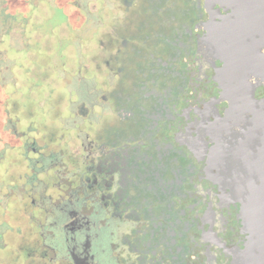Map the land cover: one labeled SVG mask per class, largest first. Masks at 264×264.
Here are the masks:
<instances>
[{"label":"flooded vegetation","instance_id":"flooded-vegetation-1","mask_svg":"<svg viewBox=\"0 0 264 264\" xmlns=\"http://www.w3.org/2000/svg\"><path fill=\"white\" fill-rule=\"evenodd\" d=\"M108 3L120 24L116 36L103 34L104 64L109 75L115 65L118 91L101 103L118 128L92 135L80 166L77 153L69 156L72 181L60 177L65 162L48 144L23 141L20 159L31 175L0 225V264H231L246 239L240 204L209 176L217 168L199 147L212 145L213 126H232L231 138L250 144V176L264 173V31L247 41L248 55L233 48L212 58L207 44L237 46L250 37V21L241 33L244 18L230 0ZM239 74L254 85L250 117L224 120L222 86ZM89 200L110 210L102 226L104 210L84 213ZM118 233L127 236L120 259Z\"/></svg>","mask_w":264,"mask_h":264},{"label":"rangeland","instance_id":"rangeland-1","mask_svg":"<svg viewBox=\"0 0 264 264\" xmlns=\"http://www.w3.org/2000/svg\"><path fill=\"white\" fill-rule=\"evenodd\" d=\"M76 1L85 12L78 10ZM113 6L108 0H0V225L31 175L20 159L23 141L35 138L36 148L48 144L65 162L60 177L72 181L75 164L69 156L77 153L80 166L91 136L118 128L112 121L118 117H110L111 108L101 103L111 90L118 91L115 65L111 63L109 75L104 64L109 56L103 34L116 36L120 24L117 11L106 9ZM4 8L14 17L6 25ZM23 133L25 139H19ZM87 205L85 214L92 213L91 206L105 211L97 220L102 226L110 210L106 212L99 200ZM124 237L118 233L114 238L119 259Z\"/></svg>","mask_w":264,"mask_h":264},{"label":"water","instance_id":"water-1","mask_svg":"<svg viewBox=\"0 0 264 264\" xmlns=\"http://www.w3.org/2000/svg\"><path fill=\"white\" fill-rule=\"evenodd\" d=\"M216 1L209 0L210 6ZM230 1V7L238 8L235 15L244 18V26L239 28L241 33L249 31L247 25L250 21V37L242 35L241 39L246 42L237 46L222 48L217 44H207L212 58L221 49L239 48L243 49V55H248L251 45L247 41L255 38L253 34L264 31V0H250V5L248 0ZM253 86L249 76L240 74L222 86L221 98L229 105L224 120L250 117V103L254 102ZM211 129L212 145L208 147L201 141L199 149L208 153L210 169L217 168V172H210L209 176L222 188L229 189V196L240 204L241 232L246 235L243 247L235 251L231 264H264V173L250 176V144L231 138L232 126L223 125L222 129L213 126Z\"/></svg>","mask_w":264,"mask_h":264},{"label":"trees","instance_id":"trees-1","mask_svg":"<svg viewBox=\"0 0 264 264\" xmlns=\"http://www.w3.org/2000/svg\"><path fill=\"white\" fill-rule=\"evenodd\" d=\"M1 16L4 18V24L5 25L8 23V20L14 19L13 15H10L7 12V9L6 8H4V10L2 11Z\"/></svg>","mask_w":264,"mask_h":264}]
</instances>
